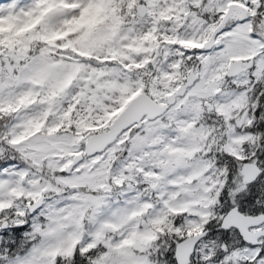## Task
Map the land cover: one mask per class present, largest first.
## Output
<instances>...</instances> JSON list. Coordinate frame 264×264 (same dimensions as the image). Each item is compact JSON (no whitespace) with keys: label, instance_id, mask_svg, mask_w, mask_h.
Wrapping results in <instances>:
<instances>
[{"label":"snow or ice","instance_id":"1","mask_svg":"<svg viewBox=\"0 0 264 264\" xmlns=\"http://www.w3.org/2000/svg\"><path fill=\"white\" fill-rule=\"evenodd\" d=\"M0 264H264V0H0Z\"/></svg>","mask_w":264,"mask_h":264}]
</instances>
